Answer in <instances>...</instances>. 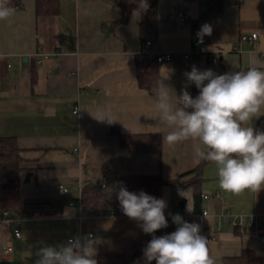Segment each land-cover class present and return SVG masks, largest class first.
<instances>
[{
	"label": "crops",
	"instance_id": "crops-1",
	"mask_svg": "<svg viewBox=\"0 0 264 264\" xmlns=\"http://www.w3.org/2000/svg\"><path fill=\"white\" fill-rule=\"evenodd\" d=\"M35 4L21 0L10 17L0 20V132L14 136L22 149L21 197L24 206L33 209L20 216L7 209L9 219L2 215L5 209L0 212V264H35L39 248L89 233L101 241L97 253L130 247L141 230L138 222L124 214L93 213L70 204L78 199L79 186L101 179L107 191L122 183L133 192L143 176L172 180L202 162L194 154L198 141L168 146L164 136L170 129L158 120L155 95L138 82L136 56L144 49L139 12L122 21L114 0H60L56 15L38 16ZM179 11L188 14L190 22L182 21ZM158 15V38L145 49L151 53L194 50L195 33L211 26L196 59L158 64L159 79L171 70L164 83L177 95L186 84L188 91L197 89L184 75L193 65L216 74L251 67L264 71V0L229 2L220 14L207 13V0H159ZM255 31L261 37L254 43L242 39ZM213 56H218L217 62ZM104 112L111 113L114 122L94 118ZM259 115L251 124L264 131V110ZM113 128L130 135L158 134L162 150L132 152L121 145ZM202 173V194L220 191L221 197L203 199L196 210L191 187L184 188L191 192L187 201L174 186L164 185L156 198L167 203L166 229L172 233L177 228L172 215L187 216L189 223L200 224L216 264L246 248L264 264V189L225 192L211 162ZM60 184L69 191L62 193ZM66 209L71 218H64ZM226 209L260 215L259 231L241 233L230 225L217 229L219 214ZM15 228L21 229L20 238Z\"/></svg>",
	"mask_w": 264,
	"mask_h": 264
},
{
	"label": "clouds",
	"instance_id": "clouds-1",
	"mask_svg": "<svg viewBox=\"0 0 264 264\" xmlns=\"http://www.w3.org/2000/svg\"><path fill=\"white\" fill-rule=\"evenodd\" d=\"M147 0L141 7L147 8ZM14 13L8 0H0V20ZM211 35V26L203 25L198 38ZM171 70L161 77L156 87L155 109L158 120L170 131L164 136L169 147L187 141H198L194 154L202 161L217 166L219 186L225 192L239 195L245 190L258 193L264 189V131L255 130L253 117L264 110V71L251 67L246 71L216 74L212 69L199 70L195 65L184 75L188 84H194L199 94L193 98L187 84L179 95L164 83ZM101 122H114L111 113L94 116ZM113 191L124 215L138 222L145 234H154L168 227L164 210L167 203L147 194L130 192L121 183ZM178 195L188 201L191 192L177 189ZM189 213L193 208L187 209ZM64 218H71L68 209ZM177 225L174 232L162 236L152 235L143 250L146 264H216L209 253V240L200 234L198 223H189L180 214L172 215ZM100 239L91 233L74 236L56 246L39 248L35 264H98L97 246Z\"/></svg>",
	"mask_w": 264,
	"mask_h": 264
},
{
	"label": "trees",
	"instance_id": "trees-1",
	"mask_svg": "<svg viewBox=\"0 0 264 264\" xmlns=\"http://www.w3.org/2000/svg\"><path fill=\"white\" fill-rule=\"evenodd\" d=\"M122 13V21H126L133 11L140 13V36L144 49L136 56L137 77L140 86L155 95L153 89L159 80L158 63L153 54L145 49L146 41H155L159 33L158 1L147 0V8L141 7V0H114ZM229 2H239V0H207V13L220 14L224 6ZM21 0H8V7L19 6ZM35 10L40 15H56L59 12L60 0H35ZM193 98L199 94L198 89L189 91ZM261 130V127H253ZM112 132L119 133L120 143L132 152H160L162 150V137L158 134H124L118 128H113ZM24 158L22 149L18 145L16 138L12 135H3L0 132V212L4 209L12 210L15 216L28 214L33 209L24 206L21 197L22 178L21 173ZM207 161H202L194 169L180 174L172 180H164L161 177L143 176L141 186L133 191L139 193L141 190L154 197L159 196L162 187L171 184L176 188L193 189L195 209L200 210L202 206L203 194L200 189L203 180V167ZM191 173L193 176L186 180H181ZM109 192L102 187V180L91 181L82 186L81 201L83 208L93 213L103 214H123L116 192ZM170 234L168 229L162 228L154 234H145L140 230L133 244L121 251L109 252L100 251L95 257L98 264H146L143 250L152 235L157 237ZM151 264H156L152 261ZM223 264H263L262 257L253 249L246 248L240 255L230 256L224 259Z\"/></svg>",
	"mask_w": 264,
	"mask_h": 264
},
{
	"label": "built area",
	"instance_id": "built-area-1",
	"mask_svg": "<svg viewBox=\"0 0 264 264\" xmlns=\"http://www.w3.org/2000/svg\"><path fill=\"white\" fill-rule=\"evenodd\" d=\"M178 15L180 19L184 22H190V16L182 11L178 12ZM197 33H195V40L194 44L197 46L194 50L190 51H156L153 52V56L155 57L156 61L158 64H162L163 62H168L172 61L174 59H183L185 61H191L197 58V56L201 53L200 45L204 44L206 42V38L203 36L202 42L198 38ZM261 37V33L255 31L250 34H245L242 36L243 40L248 41L249 43H254L256 40H258ZM152 45L151 41H146L145 47L150 48ZM46 57V56H45ZM213 61L217 62L218 61V56H213L212 57ZM229 73V72H228ZM77 111V109H75ZM105 184L102 183V187H104ZM59 189L62 193H67L69 191V188L64 185L60 184ZM81 193H82V186H79V197L76 201H70V204L73 205H79L80 207L83 208V202L81 201ZM214 198H219L221 197V192L217 191L213 193L212 195L210 194H203L204 199H208L210 197ZM204 214H207L208 211L204 209L203 211ZM5 217L9 219V211L5 209L2 213ZM185 221L189 222V219L187 216H184L183 218ZM262 217L258 214H237L233 213L230 211V209H226L223 212L219 214V220L216 223L217 229H221L225 225H230L236 230L240 231L241 233H247V232H252L255 229H258L259 231V226L262 224ZM93 235V233H91ZM14 235L17 238H20L22 236V231L20 228H15L14 229ZM260 237L262 241H264V230L260 233ZM72 237H68L70 239ZM67 239V240H68Z\"/></svg>",
	"mask_w": 264,
	"mask_h": 264
},
{
	"label": "water",
	"instance_id": "water-1",
	"mask_svg": "<svg viewBox=\"0 0 264 264\" xmlns=\"http://www.w3.org/2000/svg\"><path fill=\"white\" fill-rule=\"evenodd\" d=\"M31 175H32V173L29 172V173L27 174V177H26L25 181H28Z\"/></svg>",
	"mask_w": 264,
	"mask_h": 264
}]
</instances>
